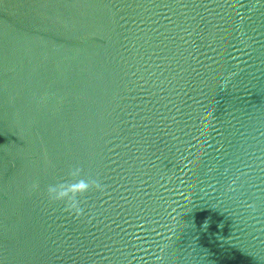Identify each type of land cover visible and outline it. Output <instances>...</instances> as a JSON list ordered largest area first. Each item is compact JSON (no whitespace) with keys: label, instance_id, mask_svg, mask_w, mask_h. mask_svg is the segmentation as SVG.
<instances>
[{"label":"water","instance_id":"95a60500","mask_svg":"<svg viewBox=\"0 0 264 264\" xmlns=\"http://www.w3.org/2000/svg\"><path fill=\"white\" fill-rule=\"evenodd\" d=\"M0 264H264V0H0Z\"/></svg>","mask_w":264,"mask_h":264}]
</instances>
